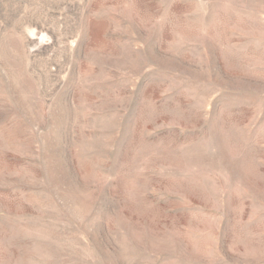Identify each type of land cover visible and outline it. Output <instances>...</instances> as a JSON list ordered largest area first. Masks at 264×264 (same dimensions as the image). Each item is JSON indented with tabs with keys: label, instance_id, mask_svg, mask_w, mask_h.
Here are the masks:
<instances>
[{
	"label": "rangeland",
	"instance_id": "374dc122",
	"mask_svg": "<svg viewBox=\"0 0 264 264\" xmlns=\"http://www.w3.org/2000/svg\"><path fill=\"white\" fill-rule=\"evenodd\" d=\"M0 264H264V0H0Z\"/></svg>",
	"mask_w": 264,
	"mask_h": 264
}]
</instances>
